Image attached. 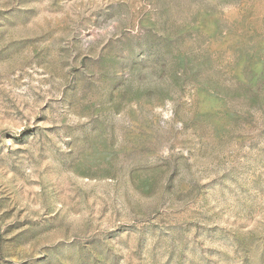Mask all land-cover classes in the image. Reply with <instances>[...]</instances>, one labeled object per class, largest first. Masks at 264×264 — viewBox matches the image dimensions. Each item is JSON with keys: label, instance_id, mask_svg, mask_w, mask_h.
Returning <instances> with one entry per match:
<instances>
[{"label": "rangeland", "instance_id": "obj_1", "mask_svg": "<svg viewBox=\"0 0 264 264\" xmlns=\"http://www.w3.org/2000/svg\"><path fill=\"white\" fill-rule=\"evenodd\" d=\"M0 264H264V0H0Z\"/></svg>", "mask_w": 264, "mask_h": 264}]
</instances>
